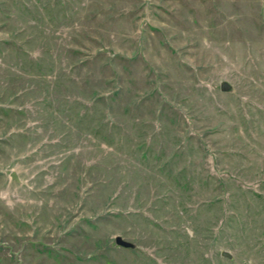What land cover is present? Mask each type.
Returning <instances> with one entry per match:
<instances>
[{
	"label": "rangeland",
	"instance_id": "rangeland-1",
	"mask_svg": "<svg viewBox=\"0 0 264 264\" xmlns=\"http://www.w3.org/2000/svg\"><path fill=\"white\" fill-rule=\"evenodd\" d=\"M0 264H264V0H0Z\"/></svg>",
	"mask_w": 264,
	"mask_h": 264
},
{
	"label": "water",
	"instance_id": "water-1",
	"mask_svg": "<svg viewBox=\"0 0 264 264\" xmlns=\"http://www.w3.org/2000/svg\"><path fill=\"white\" fill-rule=\"evenodd\" d=\"M222 89H223L224 91H228V90L230 89V85L226 83V84H224V85L222 86ZM11 177H12V179L15 180L16 182H19V179H18V177H17V175H16L15 172L12 173V176H11ZM115 241H116V244H117L119 247H122V248H125V249H130V248L133 247V244H132V243H130V242L124 240L122 237H117Z\"/></svg>",
	"mask_w": 264,
	"mask_h": 264
}]
</instances>
